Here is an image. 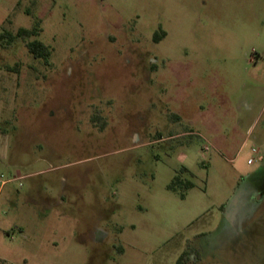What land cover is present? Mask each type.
Here are the masks:
<instances>
[{"label": "rangeland", "instance_id": "obj_1", "mask_svg": "<svg viewBox=\"0 0 264 264\" xmlns=\"http://www.w3.org/2000/svg\"><path fill=\"white\" fill-rule=\"evenodd\" d=\"M35 27L0 43V264H264V0H0Z\"/></svg>", "mask_w": 264, "mask_h": 264}, {"label": "trees", "instance_id": "obj_2", "mask_svg": "<svg viewBox=\"0 0 264 264\" xmlns=\"http://www.w3.org/2000/svg\"><path fill=\"white\" fill-rule=\"evenodd\" d=\"M38 33L39 32L37 30V27H35L32 30L22 28V29H19L16 34L4 32L0 35V43H2L3 41H6L8 42V44H11V43H14L18 39H29L32 37H38L39 36ZM163 36H165V34ZM157 39L159 40V38ZM26 47H27L28 52L33 56V58H35L36 60H41L46 64L49 63V60L52 55V51L44 43L36 39V40L26 43ZM183 171L185 173L188 172L187 169H184ZM180 182H181L180 178L176 177L173 183L171 184L170 188L174 190L175 186L178 185ZM189 187H192V185L190 183H187L186 188H189ZM184 258L185 256L183 255L181 259L179 260L178 264H182L184 261Z\"/></svg>", "mask_w": 264, "mask_h": 264}, {"label": "crops", "instance_id": "obj_3", "mask_svg": "<svg viewBox=\"0 0 264 264\" xmlns=\"http://www.w3.org/2000/svg\"><path fill=\"white\" fill-rule=\"evenodd\" d=\"M150 74L148 76L149 79L151 76ZM246 87H248L246 91H251L250 93H252V96L247 95L248 93H246V95L240 99L238 108L243 116L249 118L255 113V110L258 108L259 98H262L264 96V85L249 83L246 84ZM98 234L100 235L101 233Z\"/></svg>", "mask_w": 264, "mask_h": 264}, {"label": "flooded vegetation", "instance_id": "obj_4", "mask_svg": "<svg viewBox=\"0 0 264 264\" xmlns=\"http://www.w3.org/2000/svg\"><path fill=\"white\" fill-rule=\"evenodd\" d=\"M144 59V57L143 56H141V57H139V58H137V59H135L136 61L137 60H143ZM141 65V64H140ZM139 64L137 65V68H139L138 66H140ZM153 65V64H152ZM141 69V71H143V68H140ZM143 73L145 74V75H147V76H149V74L150 73H153V71H143ZM257 192H258V194L257 195H255L254 197H252L251 196V198H252V202L254 203V205H258L259 203H261L263 200H264V193L263 192H261V191H259V190H257Z\"/></svg>", "mask_w": 264, "mask_h": 264}, {"label": "built area", "instance_id": "obj_5", "mask_svg": "<svg viewBox=\"0 0 264 264\" xmlns=\"http://www.w3.org/2000/svg\"><path fill=\"white\" fill-rule=\"evenodd\" d=\"M255 154H258V151H253ZM255 159H250L249 161H248V164L249 165H254L255 164ZM0 178H1V180H0V190H1V188H2V186H4L5 184H7V182H5V181H3V176H0Z\"/></svg>", "mask_w": 264, "mask_h": 264}]
</instances>
